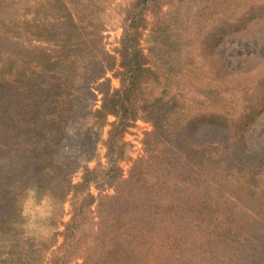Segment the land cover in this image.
Wrapping results in <instances>:
<instances>
[{"label":"trees","instance_id":"trees-1","mask_svg":"<svg viewBox=\"0 0 264 264\" xmlns=\"http://www.w3.org/2000/svg\"><path fill=\"white\" fill-rule=\"evenodd\" d=\"M114 1L0 0V264H29V191L69 204L47 264H264V137L249 141L264 61L233 69L219 53L264 24V0H130L111 53ZM141 113L151 130L133 159ZM75 115L113 118L107 167L60 154Z\"/></svg>","mask_w":264,"mask_h":264},{"label":"rangeland","instance_id":"rangeland-1","mask_svg":"<svg viewBox=\"0 0 264 264\" xmlns=\"http://www.w3.org/2000/svg\"><path fill=\"white\" fill-rule=\"evenodd\" d=\"M130 0H116L108 6L103 16L106 24L105 44L106 49L113 53V49L119 45L122 36V19L124 9ZM219 53L233 69H244L264 61V24H258L250 35H240L238 38L227 41L221 47ZM76 83L81 87L90 85V68L85 57H79L75 62ZM114 87L119 82L114 78L113 72L108 74ZM100 99V97H98ZM100 105V101H98ZM108 120H101L92 117L71 116L62 125V143L60 154L76 160L82 167H107L106 149L104 142L109 131ZM151 130V119L141 113L134 127L126 135L125 140L129 143L128 155L136 159L143 154L145 133ZM264 137V114L259 124L250 135V144H254ZM125 172L129 170L128 164H123ZM81 177V172L76 180ZM97 194L96 190H92ZM112 193V191H107ZM24 217L26 223V235L29 241V248L23 252L24 258L29 264H47L49 243H60L58 232L62 230L64 222L69 219V204L66 201H59L49 197H42L35 191L27 192L24 201ZM55 237L56 240L51 241ZM73 262L72 264H78Z\"/></svg>","mask_w":264,"mask_h":264}]
</instances>
